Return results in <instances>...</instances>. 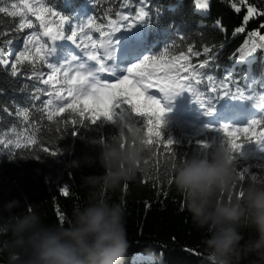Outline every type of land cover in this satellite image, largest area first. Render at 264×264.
<instances>
[{"label": "snow or ice", "instance_id": "obj_1", "mask_svg": "<svg viewBox=\"0 0 264 264\" xmlns=\"http://www.w3.org/2000/svg\"><path fill=\"white\" fill-rule=\"evenodd\" d=\"M92 2L98 7L100 0ZM111 2L109 0V4ZM222 2L228 3V0ZM119 3V10L104 8L102 11L106 22L98 23L95 15L87 16L86 20L78 19L73 0H59L58 5H52L50 0H0V14L15 23L16 32L29 30L23 38V47L15 52L10 47L13 41L6 38L9 33L0 32V71L7 74L5 81L12 82L24 73L18 91L31 89L24 104L16 100L0 103V123L12 121L7 132L0 133V149L8 152L10 159L14 158L10 149L22 147L17 121L35 128L31 117L36 113H39L41 120L46 119L48 122H52L57 113L65 114L63 128L58 127L57 132H67L86 140L87 136L81 135L82 131L96 129L97 138L93 142H98L105 138L101 135L100 126L113 123L115 113L122 109L131 110L133 97H143L142 103L137 104V110L132 115L139 118L152 137L151 148H155L161 141V138L157 139L161 137L157 125L162 128L166 123L165 114L171 111L166 103L175 100L185 91L191 94L206 117L213 116L218 101L226 97L246 100L251 107L259 109V118L243 124L223 121L203 123L198 136L204 138L195 141L201 147H207L209 138L215 137V134L226 139H236L239 135L245 143H249L252 137L248 134L255 126L264 129V60L258 55L264 53V35L259 32L249 33V39L228 55L230 60L248 65L244 74L236 75L225 69L217 75V70L222 69L219 53L223 51V44H209L205 34L198 32L199 47L194 41L186 42L185 36L179 33L167 38L163 47H160L152 43L145 29L154 25L163 26V8L154 0H128L127 3L119 0ZM229 7L236 13L240 12L235 3H230ZM183 8L184 0H176L175 4L169 5L173 12H180ZM193 9L194 15L210 12L211 0H194ZM258 11L256 6H249L243 20L248 21ZM260 14L264 15V12ZM30 16L39 22V33L32 31L34 22ZM196 25L197 29L206 26L203 19L197 21ZM211 27L227 35L222 17L213 20ZM93 30L99 34V40L93 38ZM244 31V28L236 27L234 37ZM58 41H68L71 45L61 46L57 44ZM177 41L186 50L177 48ZM72 46L82 55H78ZM173 51L177 54H171ZM13 55L14 59L11 58ZM202 56L204 58L200 59ZM150 89H156L158 95L151 94ZM3 92L4 89L0 88V93ZM108 101H111L110 105H107ZM101 105L106 107L101 108ZM233 129L235 136L230 135ZM23 130L31 132L29 128ZM13 136L16 137L15 142L11 138ZM37 143L43 145L44 142L31 135L27 138L28 145L34 146ZM176 143L174 138H166L167 155L175 156L172 149ZM255 143L258 152L264 153V131L256 136ZM237 144L243 147L241 143ZM69 146L62 148L57 145L54 149L41 147L43 153L56 157L60 164L55 171L43 173L42 179L49 183L55 182L58 190L65 195L70 193V187L60 182L64 176L75 174L63 167L64 159H61V154H67L70 150ZM32 158L42 159L39 154ZM260 161L257 167L264 171V156L260 157ZM240 168L244 171L241 177L243 181L251 172L242 165ZM124 186L127 187V184ZM9 194L0 189V199ZM160 194L167 195L166 192ZM6 220L0 216V225L6 223ZM185 251L191 254L190 249L186 248ZM145 259L148 264H155L153 257Z\"/></svg>", "mask_w": 264, "mask_h": 264}, {"label": "trees", "instance_id": "obj_2", "mask_svg": "<svg viewBox=\"0 0 264 264\" xmlns=\"http://www.w3.org/2000/svg\"><path fill=\"white\" fill-rule=\"evenodd\" d=\"M128 0H125L127 3ZM163 8L161 20L163 26L154 25L145 31L150 36L152 42L163 47L164 41L179 33L185 36L187 41H194L199 47L200 36L198 32L205 34V39L209 44L224 45L223 51L219 53V63L222 69H218L216 74L220 75L222 71L228 69L236 75L244 74L248 65L246 63L230 60L228 55L234 50L240 48L244 41L249 39V33L259 32L264 35V0H228V3H223L222 0H211L210 12L194 15L193 3L194 0H184V8L180 12H173L169 9V5L175 4L176 0H154ZM52 5H58L59 0H50ZM86 3L91 4L90 12L97 17L98 23H105L103 9L112 7L119 10V0H100L98 7L94 6L92 0H73L74 9H80ZM230 3H235L240 8V12L236 13L229 7ZM256 6L259 11L256 15L251 16L248 21H244L243 17L248 14L249 6ZM222 17L223 26L227 28V35H222L219 31L211 27L213 20ZM113 19L115 16L113 15ZM203 19L205 27L197 29L196 22ZM171 25V27H167ZM242 27L244 32L234 37V29ZM27 30L16 32V25L11 20L0 14V32H7L6 37L12 40L11 49L13 52L20 50L23 44L19 45L23 40ZM159 40H163L159 43ZM177 48L186 50L180 47V41H177ZM171 54H177L173 51ZM259 57L264 60V53H259ZM14 59V55L11 57ZM202 56L200 59H203ZM195 58L193 63H195ZM259 65L257 64V69ZM40 70L39 64H37ZM7 74L0 71V88L4 89L0 93V103H8L16 100L24 104L25 98L29 95L28 91H18L20 84L24 79V73L15 78L12 82L5 81L4 77ZM35 83V81H33ZM234 89V88H233ZM111 101L107 102L110 105ZM105 108L106 105H101ZM122 117L119 113H115V119L110 125H101V135L105 138L98 142H93L97 138V130L90 129L86 132L82 131L83 137L71 136L67 132L63 134L56 129L63 128L65 114L57 113L52 122L46 119L41 120L39 113L34 114L31 119L36 125L32 128L31 125L17 123V128L20 130L21 149L12 147L10 150L14 158H9L8 152L0 149V189L10 193L4 199H0V216L7 218L6 223L0 225V246L11 237V216L20 214L26 207H32L34 211L40 213L42 220L46 224H56L57 222L66 224V218L69 217L74 208L84 206V203L89 195L99 196L109 200V202L119 203L125 210V227L127 230L128 248L124 258V264H148L145 259L143 250L146 246L154 249L156 255L153 257L155 264H213L210 258L208 249L203 243L202 237L208 233L204 229L194 227L191 217L187 212L183 211L184 198L176 189L173 183V173L178 163L194 153L210 154L218 148H227L234 159L235 177L232 182L231 191H218L216 199L232 200L233 197H242L243 188L250 184L256 183L264 185V171L257 164L260 163V158L255 157L249 152L239 150L237 142L245 144L244 139L237 136L236 139H226L219 136L215 144L207 147H201L195 143L196 139L187 137L184 129L176 124L166 122L162 128L157 125L161 132V141L155 148H151L152 137L148 135L144 124L139 121V118L132 115L137 110L135 106H131V110L123 109ZM111 118V117H110ZM59 120V124L57 123ZM11 120H6L0 123V133H6ZM69 127H72L69 125ZM24 128L31 129V132L24 131ZM138 129L142 133V144L146 146L147 151L144 154L143 165L140 166L135 178L132 181L124 182L120 187L105 191L102 186L97 185L95 188H89L83 184L82 176L89 173H103L104 168L101 166L100 157L102 151L111 144L119 141L123 147L124 141L127 139L126 133H130L132 129ZM261 128H258L254 133L248 135L252 139L258 135ZM31 135L38 141H43V145H28L27 138ZM235 136V132L230 134ZM174 138L177 143L173 147L175 156L166 154V138ZM16 141V137H11ZM204 138V137H202ZM212 137L209 138V141ZM192 141V143H189ZM66 147L70 150L67 154H61L63 167L75 173L74 175H66L61 180L62 184H68L70 193L65 195L58 190V185L55 182L49 183L42 179L43 173L60 167L56 157H49L41 151V147L55 146ZM161 145H164L161 147ZM7 146V145H6ZM157 153L159 158L157 159ZM39 154L42 159L37 160L32 157ZM78 162V166L74 163ZM139 163V162H138ZM241 165L249 168L251 174L243 181L244 171L241 170ZM51 166V167H50ZM148 182L145 183L144 181ZM127 184V187L124 185ZM155 184V188L153 187ZM166 192L167 195L158 193ZM13 197L20 198L19 207L13 206L11 212L4 210L3 205L6 201H11ZM245 239L249 236H254L255 233L248 229L242 228ZM244 241H241L243 244ZM190 249L191 254L185 249ZM257 257L250 254L241 259L240 264H253ZM0 264H10L9 254L7 249L0 251ZM15 264V262H12Z\"/></svg>", "mask_w": 264, "mask_h": 264}, {"label": "clouds", "instance_id": "obj_3", "mask_svg": "<svg viewBox=\"0 0 264 264\" xmlns=\"http://www.w3.org/2000/svg\"><path fill=\"white\" fill-rule=\"evenodd\" d=\"M126 136L123 147L117 141L102 151L104 172L82 176L85 186L100 185L108 191L135 178L147 149L138 129ZM234 159L227 148L194 153L178 163L173 183L184 198L182 210L194 227L208 233L202 240L213 264H240L250 254L257 257L253 264H264V185L250 183L242 197L232 200L215 198L218 191L232 190ZM19 204L20 198L13 197L3 208L11 212ZM11 221V237L0 246V251L7 249L10 264H124L128 239L125 210L119 203L89 195L84 206L66 218L67 226L44 223L29 206L12 215ZM245 227L255 235L245 239L241 231ZM143 252L147 257L156 255L149 246Z\"/></svg>", "mask_w": 264, "mask_h": 264}, {"label": "rangeland", "instance_id": "obj_4", "mask_svg": "<svg viewBox=\"0 0 264 264\" xmlns=\"http://www.w3.org/2000/svg\"><path fill=\"white\" fill-rule=\"evenodd\" d=\"M181 94H182L183 96H185V97H191V98H192L191 94L188 93V92H182ZM215 142H217V139L214 140V141H212L210 144H213V143H215Z\"/></svg>", "mask_w": 264, "mask_h": 264}]
</instances>
